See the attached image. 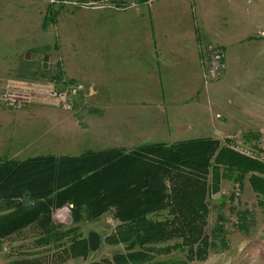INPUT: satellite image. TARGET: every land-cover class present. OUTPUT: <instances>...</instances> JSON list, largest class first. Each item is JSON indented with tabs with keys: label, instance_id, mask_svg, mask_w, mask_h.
I'll use <instances>...</instances> for the list:
<instances>
[{
	"label": "crops",
	"instance_id": "obj_1",
	"mask_svg": "<svg viewBox=\"0 0 264 264\" xmlns=\"http://www.w3.org/2000/svg\"><path fill=\"white\" fill-rule=\"evenodd\" d=\"M137 1L128 10H54L50 0H0V85L80 83L74 108L60 112L70 130L63 138L77 141L79 155L240 134L253 140L264 131V0ZM216 48L226 70L206 83ZM52 50L61 54L53 68L47 59L23 60V53ZM11 109L0 106V122L32 110L38 132L13 149L49 156L40 150L53 132L54 109ZM43 118L41 133L36 121Z\"/></svg>",
	"mask_w": 264,
	"mask_h": 264
},
{
	"label": "trees",
	"instance_id": "obj_2",
	"mask_svg": "<svg viewBox=\"0 0 264 264\" xmlns=\"http://www.w3.org/2000/svg\"><path fill=\"white\" fill-rule=\"evenodd\" d=\"M226 178L239 186L246 179L257 199H264V165L210 138L129 152L109 149L78 156L0 160V243L28 230L39 245L53 242L55 246L68 237L63 252L70 258H87L101 243L98 234L80 237L76 227L65 229L51 219L53 210L71 205L75 226L109 212L119 222L105 240L124 245L125 252L114 254L111 261L90 264L202 262L216 241L226 245L219 235L205 233L209 195L218 193ZM163 213L164 219L154 218ZM172 249L185 251V261L154 258L156 253ZM36 263L38 260L11 262Z\"/></svg>",
	"mask_w": 264,
	"mask_h": 264
},
{
	"label": "rangeland",
	"instance_id": "obj_3",
	"mask_svg": "<svg viewBox=\"0 0 264 264\" xmlns=\"http://www.w3.org/2000/svg\"><path fill=\"white\" fill-rule=\"evenodd\" d=\"M69 1L80 2V0H54L53 3H48L53 6L56 5L54 6V10H57V5H69L67 3ZM144 3L146 6H148L152 3V0H144ZM72 6L78 7L79 5ZM82 9L105 10V8L101 7ZM111 9L128 10L126 8ZM60 24L61 21L59 19V25L55 26L54 31V36L59 38V41H57L59 44L61 35ZM43 33L45 35H43V37H46V35L48 37V34L45 32ZM210 54V63L208 66H206V83L211 80L218 79L223 73V70H226V68H223V63L221 60L223 54L221 50L218 48L211 49ZM37 57L41 59H47L46 61H43L52 64L50 65L52 68L54 67L53 63L55 61L58 63L61 62V54L59 50H52L50 52L46 51L42 52L41 54H38L37 52H30L29 54L23 53V60L29 58L32 61ZM27 83H29L28 85L31 88H44L50 86L48 83L53 82H46L42 80L36 82L34 80ZM37 84H41V86H37ZM28 95H30L29 99L27 100L28 102H18L17 104H19V107H13L11 102L0 106L12 109L22 108V110L26 109L27 107H50L54 109L55 119L53 132L49 134V138L45 136L47 145L46 147L41 148L40 151L43 153L42 155L55 157L79 155L78 152L80 148H78V144H76L77 141L75 142L67 135H65L63 138L62 133L70 132V130L65 127V124H63L61 118V101L40 95L35 96L31 92ZM74 103L75 100L72 102L71 110L74 108ZM12 109L11 111H13ZM33 113L35 112H32V110L21 116L18 114L15 116L11 114L10 116L7 113L8 115L5 116V120L0 122L1 161L6 159L10 153L14 155V160L19 161L24 160L25 158H31L33 156L29 153V151H25V149L20 150L19 146H15V149H13V145L24 143L25 140H29L30 142L31 136L38 133L36 130H32L34 129L33 123H35L33 119L36 116L33 115V118H30L31 116L29 115ZM36 122L39 123L37 128H41V133H44L45 131L43 128L45 127V119L43 118L42 120ZM48 126L50 129L49 124L46 125V129ZM258 135L259 134H257L256 138L253 140L246 138L245 135L242 136L247 142L254 143L257 140ZM10 143H12V146ZM24 144H22V146H24ZM259 202H261L262 205H260ZM208 204L210 213L207 219L205 233L206 235H210V233L213 232L214 236L216 234L219 235L218 238L223 239L224 242H226V245L219 244V240L216 241V247L210 250L207 258L204 261H194L191 262V264H264V199H257L256 195L251 192L247 180L245 179L242 182V185L239 186V183L233 181L232 178L222 179L220 183V190L218 193L209 195ZM64 207H70V214L67 218V222L62 225L58 224L56 220H54L53 216L55 211H58ZM165 216L166 214L163 213L161 215L155 216L154 218H158L160 220L164 219ZM51 219L56 226H60L65 229L76 227L78 230L77 233L80 237H87L89 233L95 232L101 239V243L96 249L89 253L87 258H70L67 253L63 252L62 247L68 246V237L57 242L55 246L53 245V242L49 243V245H39L35 243V240L37 239L35 234L31 231L25 230L20 233L22 236H19L17 239H15L17 243L12 241L3 243L1 241L0 264H11V262L21 260H38L39 264H90L99 263L102 260L111 261V258L114 254L125 252L124 245H112L105 240L106 237L115 232L116 227L119 225V222L112 218V212H109L95 220H86L85 222L75 226L73 224L72 206L66 205L53 210ZM167 244H173V242H169ZM163 246H165V244L158 245L156 247L160 248ZM185 255L186 253L183 250L172 249L170 252L162 251L161 254L156 253L154 258L158 260L172 259L173 261H185Z\"/></svg>",
	"mask_w": 264,
	"mask_h": 264
},
{
	"label": "built area",
	"instance_id": "obj_4",
	"mask_svg": "<svg viewBox=\"0 0 264 264\" xmlns=\"http://www.w3.org/2000/svg\"><path fill=\"white\" fill-rule=\"evenodd\" d=\"M54 0H51L53 3ZM69 5H79L81 8H105L131 9L139 5L137 0H82L80 2L69 1ZM98 4V5H97ZM217 65V64H216ZM48 87L31 88L27 82H8L0 85V105L11 102L13 107H19L18 102H28L30 92L47 98H54L61 101L60 105L63 110L70 111L72 102L78 94L83 90L80 83H68L65 80L51 81ZM41 86V84H37ZM222 147L246 158L264 165V131L260 132L254 143H249L242 135H236L231 139H223L220 141ZM235 193V192H234ZM70 214V207H64L54 212V220L58 224L64 225Z\"/></svg>",
	"mask_w": 264,
	"mask_h": 264
}]
</instances>
